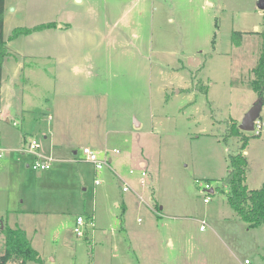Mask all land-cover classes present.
Returning <instances> with one entry per match:
<instances>
[{
    "label": "rangeland",
    "instance_id": "obj_1",
    "mask_svg": "<svg viewBox=\"0 0 264 264\" xmlns=\"http://www.w3.org/2000/svg\"><path fill=\"white\" fill-rule=\"evenodd\" d=\"M4 9L6 41L17 26L57 27L51 44L43 31L8 42L0 103L20 106L21 84L53 115L42 127L64 157L85 146L119 152L98 172L59 160L36 171L21 152L20 167L0 158V255L3 227L24 224L43 264H264V225L249 227L220 182L245 136L248 184L264 178V127L232 133L259 102L258 0H5ZM234 31L247 32L240 45ZM78 215L93 221L83 236Z\"/></svg>",
    "mask_w": 264,
    "mask_h": 264
},
{
    "label": "trees",
    "instance_id": "obj_2",
    "mask_svg": "<svg viewBox=\"0 0 264 264\" xmlns=\"http://www.w3.org/2000/svg\"><path fill=\"white\" fill-rule=\"evenodd\" d=\"M4 5L5 0H0V90L2 86L1 73L3 63L6 57L11 54L7 41L4 38ZM55 27H57L56 21L39 23L34 26H19L13 29L9 40L16 39L21 35H30L34 32ZM243 35L244 33L241 31L233 32L235 44H241ZM260 35L262 46L257 63L252 69L255 77L251 81V87L259 94V101L264 103V30L260 32ZM242 132L237 124L233 125V135H241ZM248 141V136L243 137L241 150L236 154H229V170L221 178L220 182L223 187L228 188V202L239 217L248 223L249 227H258L264 225V182L261 187L255 189H250L246 184L248 159L244 151L246 150ZM2 231L5 234V241L4 252L0 255V264H8L10 261L15 260H19L20 264H27L28 261H36L39 264H43V259L39 251L32 245L26 230L19 226L11 227L6 225Z\"/></svg>",
    "mask_w": 264,
    "mask_h": 264
},
{
    "label": "crops",
    "instance_id": "obj_3",
    "mask_svg": "<svg viewBox=\"0 0 264 264\" xmlns=\"http://www.w3.org/2000/svg\"><path fill=\"white\" fill-rule=\"evenodd\" d=\"M17 27H19V26H17ZM50 29L51 28L45 29L42 31L48 32L47 33L48 39H49V43L51 44ZM255 29H257V28H255ZM42 31L34 32V33L27 35V36H35V38H38L39 34ZM242 32L244 33V35L247 34V32H244V31H242ZM244 35H243V39H244ZM19 38H20V36L16 39H13V40H9V38H8V40L14 41V40H18ZM9 41H7V45H8ZM19 53H20V51H19ZM8 57H10V56H8ZM8 57H6V59L3 63V69H4V65H5ZM22 87H23V85L20 84V106L18 105L17 108L12 107V106H7L6 104H4L2 102V100L0 103V114L2 116L1 120H3V121H0V136H1V142H2L3 146L7 149L6 155L8 158L5 161L8 164H11V166L20 167V161L22 162V158L20 157V153L18 152V149L23 147L24 145H27L31 141V140H28V137L30 135H37L38 132L43 134V136H42L43 139L39 143V151L41 153H43L44 155H51V156L55 157L56 162H58V160L59 161H72L71 159L63 156V154H64L63 153V151H64L63 146H59L56 144L55 139H54V129L50 126L47 128L42 127V124H43L42 119L44 118L45 121L47 122V124L50 125L54 120L53 115L51 113H49V111L48 112L42 111V108L39 105H34L33 101L31 100V92L27 91L25 88L23 90ZM2 89H3V85L1 86L0 93H1ZM11 90H12L13 94H16L15 93V86H12ZM18 90H19V88L16 89L17 92H18ZM28 104H29V106H28ZM35 109L39 114H42V115L38 117ZM12 111H14V112H12ZM19 111H20V120L17 117ZM3 113L5 114V116L3 115ZM11 113L13 115L16 113L17 114L15 116H12ZM35 120L37 121V123L35 122ZM13 121H19V123L22 125L21 132H20V129H15L13 127L14 126ZM76 151L77 150H74V153ZM246 152L247 151L245 150V154H246ZM27 156H30V157H26V155H25L23 157V159L25 158V161L27 162V164H25V165L27 167H30L29 163L31 161H33L34 158H33V155H31V154H29ZM2 160H4V159L2 158ZM3 166L7 167L4 164H3ZM248 181H249V179H248V177H246V184L248 185V187L250 189L259 188V187H251L248 184L249 183ZM263 182H264V178L261 179V182H259V183H261V186H262ZM21 225L22 226L19 225V227L26 230V233L29 237L28 231L24 227V224H21ZM11 227H17V226H11ZM30 240H31L32 245H33V240L31 238H30Z\"/></svg>",
    "mask_w": 264,
    "mask_h": 264
},
{
    "label": "built area",
    "instance_id": "obj_4",
    "mask_svg": "<svg viewBox=\"0 0 264 264\" xmlns=\"http://www.w3.org/2000/svg\"><path fill=\"white\" fill-rule=\"evenodd\" d=\"M2 116L0 114V120ZM19 123L17 121H13V125H18ZM264 127V120L261 117H258L255 122H254V129L253 131L255 132V135H260L263 131ZM18 152H21L22 154H31L33 155V161L29 166L33 168L36 171H42L49 169L52 164L56 161L55 157L51 155H44L39 151V143L37 140L33 139L31 140L27 145H24L23 147L18 149ZM118 153L119 151L117 149H113L112 151L105 149L103 154H100L101 152L97 151L96 149L90 147V146H85L82 148L81 154H79L78 150L74 153V158L71 159L72 161L75 162H89L92 163L95 170L101 171L103 170L106 166H109L110 163L112 162V158L110 153ZM7 153V149L3 146L1 142V136H0V158L4 157ZM133 173V171H130ZM117 174V173H116ZM147 174L146 171H142V175L145 176ZM122 182V190L127 192L131 189V186L129 183L119 176ZM95 184H101V179L98 177L95 178ZM204 191L206 192V195L213 193L214 189L211 183L206 182L204 186ZM210 195H208L205 198V201L208 202L210 200ZM87 224H92L93 221L91 219L86 220V218L83 215H78L75 220V226H74V231L78 236H83L85 234V230L83 229L84 225ZM207 222L205 220L201 221V230H205L207 227ZM246 264H251V260L246 259L245 260Z\"/></svg>",
    "mask_w": 264,
    "mask_h": 264
},
{
    "label": "water",
    "instance_id": "obj_5",
    "mask_svg": "<svg viewBox=\"0 0 264 264\" xmlns=\"http://www.w3.org/2000/svg\"><path fill=\"white\" fill-rule=\"evenodd\" d=\"M258 7L264 9V0H258ZM262 106V101H259L244 115L239 125L242 131H253L254 122L259 117Z\"/></svg>",
    "mask_w": 264,
    "mask_h": 264
}]
</instances>
